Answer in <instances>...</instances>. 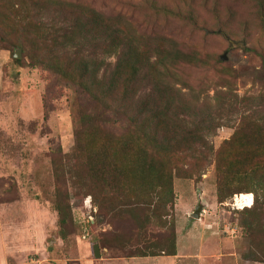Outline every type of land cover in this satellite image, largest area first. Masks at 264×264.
<instances>
[{
  "label": "rangeland",
  "instance_id": "obj_1",
  "mask_svg": "<svg viewBox=\"0 0 264 264\" xmlns=\"http://www.w3.org/2000/svg\"><path fill=\"white\" fill-rule=\"evenodd\" d=\"M69 1L107 14L124 13L148 35L171 33L199 49L205 59L226 53L227 60L220 64L206 59V66H185L183 73L196 94L206 99L201 107L205 112H210L208 103L214 101L217 89L228 91L234 106L221 109L211 103L213 116L225 120V126L209 137L213 153H206L207 160L182 161L193 176L174 177L173 201L159 214L151 207L152 216L142 228L123 207L128 201L120 199L119 206L115 203L108 209L85 191L89 188L86 161L74 149V132L80 112L92 107L88 99L71 87L57 85L43 67L31 66L23 50L24 61L16 64L17 49L10 46L7 57L0 56V264H264V230L250 236L241 224V211L255 201L254 193L239 192L235 182L234 194L220 201L216 169L217 152L230 157L242 152L240 146L225 143L239 126L264 123V13L259 4L253 0ZM10 5V0H0V11L8 21L15 20ZM160 5L182 13L165 16L159 13ZM218 96L223 100L225 95ZM229 161L251 165L243 157ZM59 188L68 193L71 208L65 237L54 208ZM200 202L204 209L197 218L192 214ZM165 220L174 225L177 254L137 256L147 241L169 234ZM96 243L99 258L94 254Z\"/></svg>",
  "mask_w": 264,
  "mask_h": 264
},
{
  "label": "trees",
  "instance_id": "obj_2",
  "mask_svg": "<svg viewBox=\"0 0 264 264\" xmlns=\"http://www.w3.org/2000/svg\"><path fill=\"white\" fill-rule=\"evenodd\" d=\"M253 1L264 13V0ZM10 2L15 20L8 21L0 11V50L21 48L31 66L43 67L57 85L85 95L92 107L80 112L74 132V149L86 161L85 191L108 209L120 199L128 201L123 207L144 228L151 207L159 214L173 201L174 177L193 176L182 161L207 160L206 153H213L209 137L225 120L213 116L211 108L234 106L230 93L217 89L213 106L208 103L210 112H205L201 107L206 99L196 94L184 68L223 59L210 55L206 60L199 49L171 33L140 32L124 13L107 14L69 0ZM159 9L169 17L182 13L167 5ZM13 61L20 65L24 60L13 56ZM225 143L240 146L242 152L232 157L216 153L217 196L220 201L232 196L235 182L239 192L254 193L255 201L241 211L242 227L254 236L264 230V123H243ZM57 151L62 152L61 146ZM237 157L248 158L251 165L227 164ZM56 196L54 208L65 237L71 219L68 193L59 188ZM163 224L169 234L147 241L137 256L177 254L174 225L168 220Z\"/></svg>",
  "mask_w": 264,
  "mask_h": 264
},
{
  "label": "water",
  "instance_id": "obj_3",
  "mask_svg": "<svg viewBox=\"0 0 264 264\" xmlns=\"http://www.w3.org/2000/svg\"><path fill=\"white\" fill-rule=\"evenodd\" d=\"M14 56L15 58H21L22 56V50L21 48H18L15 53H14ZM221 58L226 61L227 60V56H226V53H223V55H221ZM203 204L200 202L197 206H196V209L194 211V213L192 214L194 217H197V218H200L201 216V212L203 211ZM94 254H95V257L99 258L101 257V251H100V248H99V244L96 243L94 245Z\"/></svg>",
  "mask_w": 264,
  "mask_h": 264
},
{
  "label": "crops",
  "instance_id": "obj_4",
  "mask_svg": "<svg viewBox=\"0 0 264 264\" xmlns=\"http://www.w3.org/2000/svg\"><path fill=\"white\" fill-rule=\"evenodd\" d=\"M0 56H2V57H7V52L5 51V50H1L0 51Z\"/></svg>",
  "mask_w": 264,
  "mask_h": 264
},
{
  "label": "built area",
  "instance_id": "obj_5",
  "mask_svg": "<svg viewBox=\"0 0 264 264\" xmlns=\"http://www.w3.org/2000/svg\"><path fill=\"white\" fill-rule=\"evenodd\" d=\"M89 201H90V200H89ZM252 201H253V200H252ZM90 203H91V201L89 202V204H90ZM95 210H96V208H95ZM204 211H205V210H204ZM91 219H93V217H91ZM91 219H90V220H91Z\"/></svg>",
  "mask_w": 264,
  "mask_h": 264
},
{
  "label": "clouds",
  "instance_id": "obj_6",
  "mask_svg": "<svg viewBox=\"0 0 264 264\" xmlns=\"http://www.w3.org/2000/svg\"><path fill=\"white\" fill-rule=\"evenodd\" d=\"M252 203H253V201H252Z\"/></svg>",
  "mask_w": 264,
  "mask_h": 264
}]
</instances>
